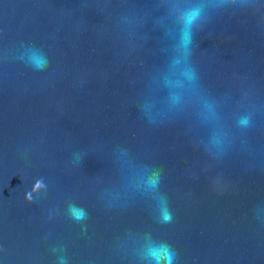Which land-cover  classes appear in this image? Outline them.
Masks as SVG:
<instances>
[{"label": "water", "instance_id": "obj_1", "mask_svg": "<svg viewBox=\"0 0 264 264\" xmlns=\"http://www.w3.org/2000/svg\"><path fill=\"white\" fill-rule=\"evenodd\" d=\"M0 264H264V0H0Z\"/></svg>", "mask_w": 264, "mask_h": 264}, {"label": "snow or ice", "instance_id": "obj_2", "mask_svg": "<svg viewBox=\"0 0 264 264\" xmlns=\"http://www.w3.org/2000/svg\"><path fill=\"white\" fill-rule=\"evenodd\" d=\"M78 214V213H77ZM167 218V217H166Z\"/></svg>", "mask_w": 264, "mask_h": 264}]
</instances>
